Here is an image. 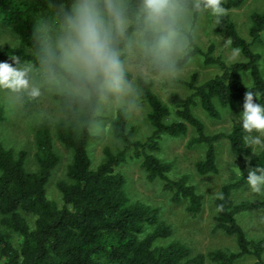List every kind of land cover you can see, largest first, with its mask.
Masks as SVG:
<instances>
[{
	"label": "trees",
	"instance_id": "obj_1",
	"mask_svg": "<svg viewBox=\"0 0 264 264\" xmlns=\"http://www.w3.org/2000/svg\"><path fill=\"white\" fill-rule=\"evenodd\" d=\"M50 1L0 0V61L16 57L21 66L30 65L43 78L51 79L45 64L44 33L49 23L51 30L59 27V17ZM244 2L222 0L225 13L215 17L213 27L215 33L229 37L244 60L227 62L214 54L215 44L204 49L189 32L190 51L178 68L201 56L219 72L204 81L194 73L186 81L187 96L172 92L165 102L151 80L128 72L129 81H134L140 99L148 106L151 132L146 138H134L129 113L119 107L110 126L117 143L104 146L101 160L94 163L93 126L101 118L103 100H82L64 90L53 94L58 106L55 121L45 119L33 128L34 167L29 166L28 150L10 147L0 138V264H264V239L250 237L239 220L241 213L264 204L233 197L234 190L247 184L248 173L224 184L214 203L216 228L234 237L236 249L195 253L174 237L173 226L163 219L159 207L132 199L121 171L125 163L140 160L149 181L163 182L173 201L184 202L187 211L197 215L203 210L204 196L188 175H173V162L158 153L166 137L183 138L192 131L189 145L206 147L204 158L196 163L202 174L218 172L217 143L223 138L229 140L235 156L250 157L249 170L264 168V148L255 152L245 142L247 134L240 124L229 133L210 134L197 114L202 109L219 118L231 106L240 104L242 108L249 90L264 103V48L263 52L256 49L264 44V11L251 14L250 38H246L231 16ZM58 3L69 6L71 0ZM3 33L11 34L18 43L5 44ZM8 113L0 102V122L9 118ZM58 143L70 153L66 177L57 183L61 203L47 191L62 162Z\"/></svg>",
	"mask_w": 264,
	"mask_h": 264
},
{
	"label": "rangeland",
	"instance_id": "obj_2",
	"mask_svg": "<svg viewBox=\"0 0 264 264\" xmlns=\"http://www.w3.org/2000/svg\"><path fill=\"white\" fill-rule=\"evenodd\" d=\"M58 5V0H51L50 4ZM254 11H264V0H245L238 8L231 11V16L238 26L240 33L249 36L250 16ZM192 18L189 22V32L195 41L204 49H208L211 44H215L214 54L222 56L227 62L244 60L242 54L237 60H231V53L235 49L229 37L219 35L214 32L215 16L210 10H205L200 14L197 21ZM52 26V23H49ZM56 28H54L55 30ZM48 34L44 33V38ZM5 44L15 45L18 40L9 33H3ZM264 43V42H263ZM264 44L256 47L263 52ZM127 72L134 77L141 75L151 80L154 89L159 96L169 102L172 92H178L187 96L190 90L186 84L194 73H198L200 81H204L214 76L219 69L215 66L206 65L201 56H194L182 67L178 68V75L175 77L161 76L148 69L142 73V60L135 51L126 53ZM28 79L31 85L39 89L40 94L32 97L28 92H13L11 89L0 87V102L8 109L9 118L0 122V138L10 147L15 149L25 148L30 152L29 166L34 167V131L36 125L42 120L49 119L55 121L58 117V106L53 98V94L63 90L61 84L53 79H46L41 76L30 65ZM264 70V61L261 66ZM264 73V71H263ZM132 92L120 100H103L99 110V120L94 122L93 132L96 138L91 144L94 163L101 160L104 146H114L116 142L110 126L112 118L117 114L119 107H124L130 116V125L134 128V138H146L151 132V126L147 118L148 106L142 102L136 90L134 81H130ZM242 108L240 104L231 106L223 111L221 117H210L202 109L197 110V114L205 122L207 132L210 134L224 132L229 133L235 125L239 123V116ZM193 136L192 131L183 138H168L162 141V149L158 152L162 157L173 162V175H188L189 181L204 196L203 210L192 215L187 211L186 204L175 202L163 188L160 180L149 181L141 167V161L136 159L125 163L121 171L126 175V188L134 200H142L159 207L163 219L169 222L174 229V237L186 242L191 246L195 253L208 252L217 248L236 249V242L233 236L226 234L216 228L215 222V198L219 195L224 184L241 178L248 173L250 157L239 158L231 150L230 142L223 138L217 143L218 172L202 174L198 171L196 163L204 158L206 147L199 144L189 145ZM59 152L62 158L60 165L54 170L51 180L47 184V191L50 198L58 203L62 201V195L57 183L66 177L67 164L70 160L69 151L58 143ZM254 151L261 147H253ZM233 197L236 201L249 200L255 204H264V189L260 192L253 191L250 186L245 184L239 189L234 190ZM239 220L245 227L250 237L264 239V206L256 207L250 211L241 213ZM248 263L252 259H247ZM206 264H216L207 262Z\"/></svg>",
	"mask_w": 264,
	"mask_h": 264
},
{
	"label": "clouds",
	"instance_id": "obj_3",
	"mask_svg": "<svg viewBox=\"0 0 264 264\" xmlns=\"http://www.w3.org/2000/svg\"><path fill=\"white\" fill-rule=\"evenodd\" d=\"M56 7L59 27L46 29L44 38L50 78L82 100L105 101L120 100L132 92L126 53L139 54L142 73L148 69L175 77L179 61L190 51V20L205 10L217 18L225 13L222 0H71L69 6ZM240 55L235 48L230 59ZM28 72L16 57L0 61V87L38 96ZM239 123L247 134L245 142L264 148V103L250 90L245 93ZM247 183L260 192L264 168L248 170Z\"/></svg>",
	"mask_w": 264,
	"mask_h": 264
}]
</instances>
